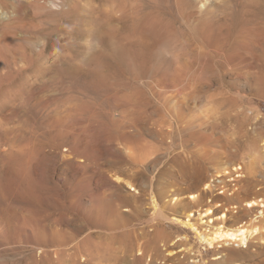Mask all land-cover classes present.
I'll return each instance as SVG.
<instances>
[{"label":"rangeland","instance_id":"374dc122","mask_svg":"<svg viewBox=\"0 0 264 264\" xmlns=\"http://www.w3.org/2000/svg\"><path fill=\"white\" fill-rule=\"evenodd\" d=\"M3 1H6L2 6L7 13L6 22L9 16L13 18V11L18 12L21 21L34 19L29 0ZM195 2L198 7L203 5L202 10H214L217 17L226 15L230 20L240 11L241 4L247 2L250 31H264V0ZM104 3L91 1L89 7L96 10L90 17L89 33L103 21L102 10L112 6V3ZM48 5L47 10L57 9ZM66 7L61 5L60 8ZM46 22H41L44 28L30 40L33 52H40L42 61L53 71L52 59L60 54L57 50L70 54V46L83 39L73 34L71 24L63 18ZM49 24L59 26L53 35L46 28ZM236 24L227 38L222 37L226 28L218 29L219 40L207 46L210 61L208 58L188 59L196 67L193 71L199 82L192 90L184 91L185 118L204 123L206 113L210 116L202 129L210 138L201 140L196 147L192 140L184 146L189 153L193 152L191 148L197 149L190 162L194 170L192 177L183 174L182 144L177 137L171 143L164 133L167 129L164 123L172 121L166 112L135 122L124 121L119 109L109 118L101 116L92 121L77 114L70 117L68 107L74 101L65 100L68 93L25 86L17 60L26 52L27 55L32 52L6 36V43L0 44V126L3 129L0 133V255L9 264H15L16 260L18 264H32L35 256L39 258L41 248L47 246L53 256L58 253L55 264H72V256L74 261L78 260L75 264L87 259H91L90 264H183L181 260L196 263L193 252L186 253L183 246L173 248L180 238L178 224L164 217L154 218L150 194L156 196L159 215L172 217V209L183 213L182 203L190 199L188 186L199 177L237 164L245 167L254 156L260 158V166L264 167V158L261 160L264 154V32L249 36L242 22ZM15 32L17 37L25 35L20 29ZM87 40L89 55L101 50L100 38L89 36ZM257 78L260 86L253 88L250 83ZM145 87L140 86L152 100L148 105L134 93L137 88L129 82L121 90L130 94L131 101L143 103L142 107L172 106L176 100L172 96L168 99L152 96ZM52 119L56 120L57 130L55 144L50 147L46 131ZM247 132L256 140L254 147L248 145ZM70 150L77 155L74 157ZM259 173L256 172L254 178H261ZM80 177L82 180L77 187ZM222 178L233 182L226 175ZM123 179L131 180L134 186L129 187ZM84 190L86 195H83ZM79 192L82 194L77 198ZM91 192L101 195L92 198ZM134 193L139 207L134 205ZM76 230L81 231L75 233ZM88 234L89 243L77 252L75 242ZM40 236L47 238H41V243ZM87 244L89 251L85 248ZM254 262V258L247 257L242 264Z\"/></svg>","mask_w":264,"mask_h":264},{"label":"bare ground","instance_id":"6f19581e","mask_svg":"<svg viewBox=\"0 0 264 264\" xmlns=\"http://www.w3.org/2000/svg\"><path fill=\"white\" fill-rule=\"evenodd\" d=\"M82 1L29 0L28 7L33 9L34 19L21 21L17 17L18 12L13 11V18L9 16V21L6 22L7 13L5 8H2L6 5V1L0 0V44L6 43V36H9L13 42L19 43V46L32 52H29L30 55L26 52L17 60L20 62L17 69L23 73H20L22 79L25 77L23 83L32 88H46L59 93H68L65 100L74 101L68 107V116L73 117L77 114L86 118L87 121L101 116L109 118L112 112L118 109L119 116L129 122H135L137 119L144 121L154 113L161 115L162 112H166L172 121L164 123L167 127L164 133L170 137L171 143L177 137L182 144L181 150L185 158L183 174L186 177H192L194 170L193 163L190 162L191 158L196 155L197 149L192 150L191 148L193 152L189 153L184 146L192 140L196 147L201 140L210 138L209 134L202 132L205 128L203 124L209 122L210 116L206 113L204 123L185 118L183 104H185L186 95L184 91L192 90V87H196L199 82V77L193 71L196 67L188 59L208 58L210 61L207 46L219 40L218 29L221 27L226 28L225 35L222 33V37L225 38L230 35V29L237 25V22L245 25L242 24L244 28L246 27L249 36H252V33L263 34L262 29L259 33L250 31L248 26L250 20L247 17V11L250 9L247 8V2L241 4L240 11L230 20L226 15L217 17L214 10H202L203 5L196 6L197 1L195 0H102L105 3H112V6L110 9L102 8L104 9L101 14L103 21L98 23L96 30L89 33L90 17L96 9L89 7L91 1L94 0ZM254 1L248 0L249 3ZM48 3L57 8L56 11L47 10ZM61 5H67L66 9H61ZM228 7L225 6L226 9ZM58 18H63L66 23L69 22L73 34L76 33L83 41L71 45L70 54H67L65 50H57L60 54L52 59L51 65L54 68L50 71L48 63L42 61L41 53L33 52L35 49L33 50L30 38L44 28L41 22L44 24L46 21H54ZM46 28H49V34L53 35L59 26L49 24ZM16 29L22 30L25 35L17 37ZM89 36L100 38L102 43L101 50L95 51L92 55H89L88 50ZM27 38L29 40H26ZM200 44L201 46H197ZM4 67L6 68V61ZM258 79L250 83L253 88L260 86ZM128 82L137 88L134 93L139 94L140 100H145L147 105L152 100L144 92L145 90L140 88L141 85L146 86L152 96L164 99L172 96L176 100L173 101L172 106L151 104L149 107H142L140 105L143 103L131 101L130 94L122 91ZM111 120L116 121L114 118ZM55 122L56 120L50 121V128L46 131L49 134L48 145L50 147L55 144L57 130ZM262 129L264 130L263 127ZM2 130L0 126V133ZM247 134L248 145L254 147L256 140L250 136L249 132ZM262 139L264 140L263 135ZM70 153L74 157L77 155L74 150H70ZM77 158H80L79 155ZM263 158L264 154L261 160ZM245 169L246 173L243 174ZM256 172H260L261 178H254ZM224 175L233 182L229 183L223 179ZM263 178L264 167L260 166V158L254 156L245 164V167L237 164L231 168L225 167L217 170L215 174L199 177L196 183L188 186L190 199L183 201V213H176L172 209L170 211L172 217L159 215L156 196L150 194L151 205L154 209L152 215L154 218L164 217L178 224L177 235L180 238L173 248L183 246L186 253L193 252L192 258L195 264H242L247 257L254 258V264H264ZM80 180L82 177L76 181L77 187H79ZM123 180L129 187L134 186L131 180ZM133 189L136 190V187ZM80 192L77 196L75 195L77 198L82 194ZM83 192L85 193L83 195L87 194L85 190ZM89 195L92 198L98 196L93 192ZM136 198L137 195L134 193V205L139 207ZM110 208H112L111 205ZM111 210L113 211V208ZM88 224L92 226V223L88 222ZM80 231L76 230L75 233ZM89 237L90 234L75 242L74 247L77 252L82 245L89 243ZM41 238H47V236H40V241ZM87 247H89L88 244L85 248L89 251ZM85 248L83 246L82 250ZM38 256L39 258L37 256L33 258L32 264L43 262L55 264L58 253L53 256L47 246V248H41V254ZM90 260L87 259L77 264H90ZM77 261H74L72 256V264ZM181 263L189 264L183 260ZM0 264H9L3 255H0ZM15 264H18L17 260Z\"/></svg>","mask_w":264,"mask_h":264}]
</instances>
